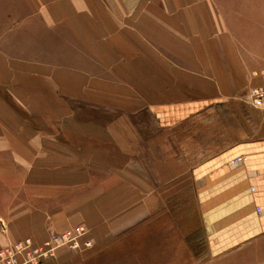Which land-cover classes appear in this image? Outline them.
Returning <instances> with one entry per match:
<instances>
[{
	"label": "crops",
	"instance_id": "1",
	"mask_svg": "<svg viewBox=\"0 0 264 264\" xmlns=\"http://www.w3.org/2000/svg\"><path fill=\"white\" fill-rule=\"evenodd\" d=\"M210 1L0 0V249L82 226L42 264H264V55Z\"/></svg>",
	"mask_w": 264,
	"mask_h": 264
},
{
	"label": "rangeland",
	"instance_id": "2",
	"mask_svg": "<svg viewBox=\"0 0 264 264\" xmlns=\"http://www.w3.org/2000/svg\"><path fill=\"white\" fill-rule=\"evenodd\" d=\"M210 3L211 8H207L214 11L217 25L225 29L219 27V34L226 37L233 50L247 52L246 49L251 47L264 55V0H211ZM244 67L249 66L246 64ZM248 88L244 90L242 99L251 106Z\"/></svg>",
	"mask_w": 264,
	"mask_h": 264
},
{
	"label": "built area",
	"instance_id": "3",
	"mask_svg": "<svg viewBox=\"0 0 264 264\" xmlns=\"http://www.w3.org/2000/svg\"><path fill=\"white\" fill-rule=\"evenodd\" d=\"M248 101L252 108L264 117V77L260 85L252 87L248 92ZM87 230L75 226L60 233L51 234L41 243H34L29 238L10 243L0 249V264H42L43 259L52 256L61 247L79 249L81 239ZM84 247H90V240L85 239Z\"/></svg>",
	"mask_w": 264,
	"mask_h": 264
}]
</instances>
